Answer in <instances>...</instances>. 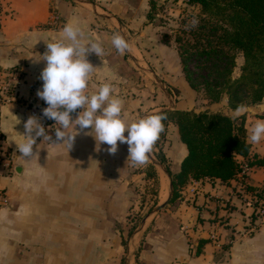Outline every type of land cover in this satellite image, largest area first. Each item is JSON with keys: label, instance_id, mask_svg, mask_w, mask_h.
I'll list each match as a JSON object with an SVG mask.
<instances>
[{"label": "crops", "instance_id": "obj_1", "mask_svg": "<svg viewBox=\"0 0 264 264\" xmlns=\"http://www.w3.org/2000/svg\"><path fill=\"white\" fill-rule=\"evenodd\" d=\"M152 2L0 0V69L19 65L24 71L17 99L0 107V151L10 155L9 168L0 164V264L110 261L112 212L116 216L126 210L125 206L121 208L126 201L122 200L125 195L120 189L125 188L132 169L130 159L127 160L128 145L118 142V151L110 155L106 151L109 146L99 144L94 131L88 128L78 131L68 152L63 145H51L38 138L34 156L22 158L17 149L23 140L22 114L25 105L45 103L36 95L42 87L39 76L46 63L40 59L47 50L46 44L61 37L69 21H78L85 37L98 40L104 48V55L87 57L96 67L88 91H96L105 82L112 83L113 95L124 102L123 118L129 122L134 121V116L124 110L131 104L129 97L124 98V91L131 94L136 89L134 76L140 73L128 59V52L121 54L112 45L116 27L127 34L126 41L135 56L140 55L150 65L152 60L164 64L162 73L171 70L169 75H179L180 97L194 94L196 91L184 78L178 52L173 54L169 41H156L153 48L144 37L149 31L141 32L151 25L148 12ZM55 13L61 18L57 28L48 26ZM174 60L176 66L171 65ZM173 100V109H193L185 100ZM224 100L227 106V98ZM245 108L243 113L229 108L228 112L211 111L243 115L250 155L263 158L264 138L257 144L248 138L255 123L264 120V97ZM72 115L75 118L76 113ZM16 118L20 123L16 124ZM167 127L174 133L175 141L168 163L178 166L187 150L179 139L177 126L169 122ZM247 180L254 189L264 188V164L253 166ZM115 202L118 207L113 206ZM250 217L251 207L239 197L234 178L190 180L181 187L178 198L168 203L151 227L142 232L129 264H264V222L250 232ZM211 234L216 238H211Z\"/></svg>", "mask_w": 264, "mask_h": 264}, {"label": "trees", "instance_id": "obj_2", "mask_svg": "<svg viewBox=\"0 0 264 264\" xmlns=\"http://www.w3.org/2000/svg\"><path fill=\"white\" fill-rule=\"evenodd\" d=\"M184 2L200 10L194 15L198 25H189L174 38L188 86L202 92L210 102L226 97L227 107L232 110L259 103L264 97V0ZM237 55L243 61L239 74L234 75ZM158 113L167 114L165 128L169 122L177 126L179 139L187 150L178 166L173 167L166 164L160 152L159 160L173 186L169 203L178 198L179 190L190 180L208 177L227 181L237 176L243 162L250 166L264 164V157L250 155L243 115L193 109L155 114ZM163 211L164 208L158 213Z\"/></svg>", "mask_w": 264, "mask_h": 264}, {"label": "clouds", "instance_id": "obj_3", "mask_svg": "<svg viewBox=\"0 0 264 264\" xmlns=\"http://www.w3.org/2000/svg\"><path fill=\"white\" fill-rule=\"evenodd\" d=\"M198 23V19L193 17L190 27L194 28ZM111 43L121 54L129 48V43L120 33L113 35ZM46 46L47 50L40 55V60L46 62L39 76L43 83L36 95L47 104L41 110L42 116L55 121V138L48 134L39 117L30 115L23 125V140L17 146L21 157L34 156V145L38 138L51 145H63L68 152L74 145L78 131L91 128L95 140L109 146L106 151L110 155L118 151V142L126 143L129 152L127 160L130 159L131 165H146L165 130L163 121L167 119V114H153L129 122L123 118L124 102L118 95H113L112 83L105 82L96 91H88L89 80L96 67L87 57L90 54L98 57L104 55V48L98 40L85 37L78 21L66 23L62 36ZM77 109L80 111L77 112ZM236 111L243 113L246 108L240 105ZM73 113H76L75 118ZM18 123L20 121L16 118ZM262 138L264 120H259L252 127L248 139L257 144Z\"/></svg>", "mask_w": 264, "mask_h": 264}, {"label": "rangeland", "instance_id": "obj_4", "mask_svg": "<svg viewBox=\"0 0 264 264\" xmlns=\"http://www.w3.org/2000/svg\"><path fill=\"white\" fill-rule=\"evenodd\" d=\"M151 1L153 2L148 18L151 25L141 32L149 31L148 36L145 35L144 37L150 40L153 48H155L154 43L156 41H169V49L175 54L177 53L176 43L174 42L175 36L178 34V31L188 29L194 15L199 13V7L187 5L184 0ZM155 22L159 23V25H156ZM119 28L127 39L125 31L121 27ZM126 51L129 53L128 59L131 64L140 73L134 76L136 89L132 90V92L129 90L131 94L124 91V98L129 97L131 103L124 110H128L127 114L129 116L133 113L134 121L143 118L144 114L148 113L152 108L167 106L170 95L171 99L185 100L187 103H190V106L195 111L226 110L228 112V108L224 104L225 97L218 102H210L202 92H194V94H189V96L180 97L181 93L177 88L179 75H169L172 72L171 70L167 73L165 72L166 74L162 73L160 68L163 69L165 67L164 64L154 63V60H152L153 64L151 65L149 62L146 63L140 55L135 56L133 54L130 46ZM131 54L134 58L131 57ZM242 61V56L237 55L234 75L239 74ZM171 65L176 66V61L171 62ZM154 69L159 73H154L152 71ZM158 80H161L162 84L158 83ZM140 89L143 91H139ZM134 98L136 99L134 100ZM138 98L140 99L138 100ZM144 102H149L150 104L144 105ZM173 135L174 133L170 128L166 127L151 152L157 159H159L160 152H163L166 164L171 167L175 165L174 162L168 163V161H171L170 153L175 148ZM131 168L130 176L126 177L125 188L120 189L125 195V198L122 200L126 201L125 204L121 205V208L123 210L125 206L126 210L117 213L116 216L112 212L111 259L106 264H125L126 257H134L135 249L138 246L142 232L147 227L148 229L151 227L153 219L158 215L157 212H154V208L157 204L164 201L167 194L168 185H166V176L150 159L146 165H137L135 168L131 166ZM116 190L119 191L118 189ZM113 206L118 207V203L115 202Z\"/></svg>", "mask_w": 264, "mask_h": 264}, {"label": "built area", "instance_id": "obj_5", "mask_svg": "<svg viewBox=\"0 0 264 264\" xmlns=\"http://www.w3.org/2000/svg\"><path fill=\"white\" fill-rule=\"evenodd\" d=\"M61 22L60 16L55 13L50 21L51 26H59ZM57 26V27H58ZM56 27V28H57ZM24 82V71L19 65L9 67L7 69H0V107L4 104L10 103L17 99L19 88ZM47 107L46 103L39 105L28 104L25 105L24 112L22 114V124L27 120L30 115H36L40 118L41 124L48 130V134L54 139L55 134L53 128L57 127L55 121L51 119L44 118L42 116L41 110ZM0 153V164L4 168H9L10 166V155ZM253 166L248 165L247 162H243L242 168L237 176L234 178L236 180V189L239 197L243 202L247 203L251 207V217L249 230L254 231L255 228L264 222V191L262 189H252L248 187V172ZM216 235L211 234V238L215 239Z\"/></svg>", "mask_w": 264, "mask_h": 264}, {"label": "water", "instance_id": "obj_6", "mask_svg": "<svg viewBox=\"0 0 264 264\" xmlns=\"http://www.w3.org/2000/svg\"><path fill=\"white\" fill-rule=\"evenodd\" d=\"M88 2H89V1H88ZM89 3L93 5V3H91V2H89ZM115 29H116L117 33H120L121 35L124 36V33L120 30L119 27H116ZM124 38H125V36H124ZM125 39H126V38H125ZM128 54H129V53H128ZM131 57L134 58L132 54H131ZM158 83L162 84V81H161V80H158ZM171 98H172V97H171V95H170V100H169V103H170V104H169L168 107L163 108V109H159V110H157V111H149L148 113L144 114L143 118H144V117H147V116H150V115H153V114H155V113H157V112H160V111H163V110H173V108H174V100L171 99ZM150 160H151V162H152L154 165H156L159 169H161L162 171H164V173L167 175L168 180H169V189H168V195H167V197L164 199L163 202L157 204L156 207L154 208V212H155V213H156V212L158 213L161 209L165 208V206L169 203V201H170V199H171V197H172V193H173V186H172V182H171L170 175H169L168 171L166 170L164 164H163L159 159H157L156 157H154V155H153L152 153H150ZM15 170H16V168H15ZM141 225H142V224H141ZM137 234H138V232H137ZM137 234H136V235H137ZM136 235H135V236H136ZM125 264H129V257H126Z\"/></svg>", "mask_w": 264, "mask_h": 264}, {"label": "bare ground", "instance_id": "obj_7", "mask_svg": "<svg viewBox=\"0 0 264 264\" xmlns=\"http://www.w3.org/2000/svg\"><path fill=\"white\" fill-rule=\"evenodd\" d=\"M163 173H164V171H162ZM164 175L166 176V179H167V184L166 185H168V189H169V180H168V177H167V175L164 173ZM163 175V176H164ZM164 180V179H163ZM162 187V186H161ZM167 195H168V190H167V194H166V197H167ZM165 197V198H166Z\"/></svg>", "mask_w": 264, "mask_h": 264}]
</instances>
